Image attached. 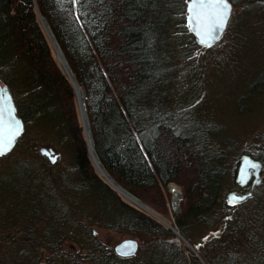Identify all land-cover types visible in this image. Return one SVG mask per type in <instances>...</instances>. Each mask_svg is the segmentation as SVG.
Listing matches in <instances>:
<instances>
[{
	"label": "trees",
	"instance_id": "1",
	"mask_svg": "<svg viewBox=\"0 0 264 264\" xmlns=\"http://www.w3.org/2000/svg\"><path fill=\"white\" fill-rule=\"evenodd\" d=\"M189 1L0 0V82L25 127L12 153L0 157V264H203L95 171L74 86L39 17L83 92L108 175L165 214L168 186L181 187L176 227L197 242L204 263L264 264V190L226 205L225 151L213 115L223 108L206 96L212 64L229 73L221 84L247 88L242 99L262 102L264 0H229V26L210 48L189 30ZM220 46L226 65L207 56ZM42 149L67 151L71 168L58 169ZM199 224L218 225V235L198 241ZM97 227L141 239L138 254L119 256Z\"/></svg>",
	"mask_w": 264,
	"mask_h": 264
},
{
	"label": "rangeland",
	"instance_id": "2",
	"mask_svg": "<svg viewBox=\"0 0 264 264\" xmlns=\"http://www.w3.org/2000/svg\"><path fill=\"white\" fill-rule=\"evenodd\" d=\"M233 13H234V7H233ZM43 19V18H42ZM41 25L42 22L40 21ZM49 27V26H48ZM43 28V26H42ZM44 29V28H43ZM45 31V30H44ZM51 31V29H50ZM46 33V31H45ZM52 33V31H51ZM47 35V33H46ZM53 35V33H52ZM48 37V35H47ZM49 39V37H48ZM50 41V40H49ZM54 58L56 59L58 65L60 68L64 71L62 68L60 61L56 55L55 49L50 41ZM213 47V46H212ZM227 54V48L220 46L219 48L215 49L213 52H209L210 55H207L209 58L214 57L215 55L218 57V63L221 65H226L227 64V56L223 57V54ZM228 55V54H227ZM230 57V56H228ZM233 57V56H231ZM234 59V57H233ZM211 60V59H210ZM236 62V61H235ZM249 62H247L248 64ZM246 66V63H245ZM213 69V71L210 69V74H211V82L209 86L207 87V101H210L214 103L213 101H216L214 99H219L220 104L222 105V108L218 112H213V115L217 119L219 123V128L215 130L214 133H216L215 136L218 137V142L221 143V148H224V153L221 157H223V163L222 165L227 168V175L225 179V203L227 205V193L232 189L233 187V172L236 166V162L238 159H240L241 155H243L246 152H251V151H259L262 147H264V91L261 92V97H262V102L258 101H248L247 99H242V96L244 95L245 90L247 88H228L226 85L223 83L221 84L220 80H224L226 77H229V73L226 71L224 72H216L217 70H214V66L211 64L209 67ZM224 75V76H223ZM239 78L243 77V73H238L237 74ZM222 78V79H221ZM252 83V82H251ZM75 89V88H74ZM232 90V92L230 91ZM76 95L77 91L75 89ZM234 92H237L236 94ZM233 93V94H231ZM220 105L218 102L216 103ZM76 105H77V110H78V116L80 123L83 128V123L81 120L80 116V111L79 107L77 104V96H76ZM84 131V129H83ZM85 134V133H84ZM88 146V145H87ZM41 147H37L36 150H39ZM48 150V149H46ZM13 149L9 152H7L5 155L0 156V157H5L12 153ZM50 151V150H49ZM17 152V151H16ZM89 152V151H88ZM19 156H32L34 153L31 151L26 153L23 151H18ZM51 155H54L57 157L56 162L58 163V169H63L66 170L69 167L71 168L70 165V155L67 151H63L62 153H56L53 151ZM47 156V155H46ZM14 157V156H12ZM48 157V156H47ZM90 160L94 166L95 171L108 183L116 192H118L121 197L132 204L134 207L140 209L141 211L145 212L146 214L150 215L152 218L163 224L165 227L168 229L172 230L175 229V231L178 232V234L174 233V238L175 240L178 241V238L181 237V241H178L181 243L182 247L185 249V255H186V248H187V255H190L191 253L193 256L197 257L199 260L202 261L203 264L204 260L202 258V254L198 250L197 247V242L193 243L191 242L186 236H184L180 230L176 227V217L180 213V202L182 200V189L178 185L172 183L168 186V191L171 194L169 197V200L167 201L166 205V214L165 213H160L157 210H154L151 206L146 205L149 207L153 213H149L148 211L144 210L143 208L137 206L136 204L130 202L127 200L120 192L115 188V186L111 185L96 169V166L89 154ZM10 160V159H9ZM5 163V162H4ZM175 185L177 188L180 189L181 191V196L179 198L177 207L174 205V194L172 193V188L171 186ZM123 189V188H122ZM264 190V186L260 189V191ZM126 191V190H125ZM259 193V192H258ZM257 193V194H258ZM258 198H261L258 196ZM230 209L226 210L225 212H230ZM219 225V220L217 221ZM221 223V222H220ZM218 225H213L209 229L206 228V226L203 225H198L196 228L195 234H198L200 237L198 241L202 242L205 241V237H210L212 235H218ZM99 238L104 241L106 244L109 246L113 247L115 249V246L119 244L120 242L126 240V239H134L137 240L140 244L139 250L143 244V241L139 238L124 235L122 233L115 232L113 230L107 229V228H95ZM179 243V244H180ZM184 245V246H183ZM69 246V245H68ZM138 250V252H139ZM138 254V253H137ZM136 254V255H137Z\"/></svg>",
	"mask_w": 264,
	"mask_h": 264
},
{
	"label": "snow or ice",
	"instance_id": "3",
	"mask_svg": "<svg viewBox=\"0 0 264 264\" xmlns=\"http://www.w3.org/2000/svg\"><path fill=\"white\" fill-rule=\"evenodd\" d=\"M76 2V0H73ZM212 8L213 16L216 18L215 27L208 33H205L207 39L204 41L211 46L209 41L219 38V34L223 31L224 26L228 22L231 13L229 0H190L189 12L193 14L189 16V22L195 20V9L197 8ZM22 126L18 120L15 119L14 108L11 105V98L6 89H0V156L5 155L15 145L16 138L19 136ZM53 163L56 162L54 155H49ZM259 167L255 162L245 160L241 168L242 182H246L250 175H254V170ZM252 170V171H250ZM239 199L233 196L230 203H238ZM207 239V237H205ZM199 247V245H198ZM122 255L134 254L135 245L131 242L121 246Z\"/></svg>",
	"mask_w": 264,
	"mask_h": 264
},
{
	"label": "water",
	"instance_id": "4",
	"mask_svg": "<svg viewBox=\"0 0 264 264\" xmlns=\"http://www.w3.org/2000/svg\"><path fill=\"white\" fill-rule=\"evenodd\" d=\"M230 2V1H229ZM189 3H190V1L188 2V5H187V11H188V17H187V21H188V27H189V30L193 33V35H194V37L196 38V42L199 44V45H201L202 47H205V48H210V47H212V46H214L216 43H218L221 39H222V37L224 36V34H225V32L227 31V28H228V26H229V23H230V20H231V18H232V15H233V5H232V3L230 2V7H231V13H230V16H229V18H228V22H227V24L224 26V28H223V31L219 34V38L218 39H215V40H210L209 41V43H210V45L211 46H208V44L207 43H205L204 41L207 39V37L205 36V33H208V32H210L214 27H215V23H216V18L213 16V9L212 8H197V9H195L194 11H195V15H196V18H195V20H193L191 23L189 22V16H191L193 13L192 12H189ZM39 20L40 21H44L45 22V24L47 25V27H48V24H47V22L44 20V19H42V17H39ZM48 29H49V31H50V28L48 27ZM51 32V31H50ZM53 38H54V36H53ZM54 40H55V38H54ZM55 42H56V40H55ZM57 43V42H56ZM57 46H58V44H57ZM59 47V46H58ZM60 49V48H59ZM61 51V50H60ZM62 53V52H61ZM63 55V54H62ZM66 61V60H65ZM67 63V62H66ZM67 66H68V64H67ZM68 69H69V72H70V75H68V77H69V79L71 80V82H72V84H73V86H74V88L77 90V88H79L80 90H81V88L77 85V83H76V80H75V78H74V76H73V74H72V72H71V70H70V68H69V66H68ZM0 89H6L7 90V92H8V95L10 96V98H11V105L13 106V108H14V115H15V119L16 120H18L19 122H20V124H21V126H22V130L20 131V134H19V136L16 138V142H15V145L17 144V142H18V140H19V138L21 137V135L24 133V130H25V127H24V123H23V121H22V119L18 116V112H17V109H16V105H15V102H14V99H13V97H12V94L10 93V91H9V89L7 88V87H5L4 85H2L1 84V82H0ZM81 92H82V90H81ZM15 145L11 148V150L15 147ZM10 150V151H11ZM9 152V151H8ZM41 152L43 153V154H45V155H47L48 157H49V155H51L52 153H53V151L52 150H46V149H42L41 150ZM56 159H57V157H55ZM51 160V159H50ZM247 160L248 161H252V162H254L253 160H251L250 158H247ZM244 161H245V159H244ZM244 161H243V163H244ZM243 163H242V165H241V167H240V170H239V180L242 182V177H241V168H242V166H243ZM257 165H259V167H257L254 171V173H258L259 171H260V169H261V163H256ZM102 166V165H101ZM103 168V167H102ZM103 170H104V168H103ZM250 171H252V170H250ZM104 172H105V174L107 175V177L114 183V185L115 186H117V187H120L109 175H108V173L104 170ZM258 175V174H257ZM251 176L252 175H250L248 178H247V180H246V182H244L243 184H246L248 181H249V179L251 178ZM258 183V181H256V184ZM121 188V187H120ZM237 198H239V197H237ZM240 200V199H239ZM172 231L174 232V233H176V234H178V232L177 231H175V229H173L172 228ZM178 241H181V237H179L178 238ZM129 242H131V243H133L134 245H135V251H134V254H131V255H122L121 254V251H120V249H121V246L122 245H125L126 243H129ZM139 246H140V244H139V242L137 241V240H134V239H126V240H124V241H122V242H120L119 244H117L116 246H115V252L119 255V256H121V257H132V256H135L137 253H138V250H139Z\"/></svg>",
	"mask_w": 264,
	"mask_h": 264
},
{
	"label": "bare ground",
	"instance_id": "5",
	"mask_svg": "<svg viewBox=\"0 0 264 264\" xmlns=\"http://www.w3.org/2000/svg\"><path fill=\"white\" fill-rule=\"evenodd\" d=\"M42 26L44 28V30L46 31L48 37H49V40L51 41L54 49H55V52H56V55L60 61V64L62 66V68L64 69V72L68 75H70V72H69V69H68V66H67V63L65 61V58L64 56L62 55L59 47L57 46V43L55 42L54 38H53V35L52 33L49 31L47 25L45 24V22L42 20ZM77 104H78V107H79V111H80V116H81V120H82V123H83V129H84V133H85V138H86V142H87V145H88V151H89V154L96 166V169L97 171L113 186L114 183L107 177V175L105 174L102 166H101V163L99 161V159L97 158V155L95 153V150H94V146H93V140H92V135H91V131H90V126H89V121H88V117H87V112H86V106H85V102H84V96H83V92H81V90L79 88H77ZM115 188L117 190H119V192L127 199L129 200L130 202L136 204L137 206L143 208L144 210L148 211L149 213H153V211L147 207L146 205H144L139 199H137L135 196H133L132 194H130L129 192L125 191L124 189L120 188V187H117L115 186ZM172 188V193L174 194V205L175 207H177V204H178V201H179V198L181 196V191L179 188H177L175 185H172L171 186Z\"/></svg>",
	"mask_w": 264,
	"mask_h": 264
},
{
	"label": "flooded vegetation",
	"instance_id": "6",
	"mask_svg": "<svg viewBox=\"0 0 264 264\" xmlns=\"http://www.w3.org/2000/svg\"><path fill=\"white\" fill-rule=\"evenodd\" d=\"M247 158H250L255 163H261V169L260 171L254 175L251 176L249 181L246 184H243L244 182H241L239 180V170L240 167ZM234 178H233V187L232 189L227 193V205L231 208L234 206H240L244 203H247L250 201L255 193L260 190L264 186V147H262L259 151H251L246 152L243 155H241L240 159L237 160L236 166L234 169ZM255 172V171H254ZM256 181L258 183L256 184ZM235 197L242 198L239 200L238 203H230L229 201Z\"/></svg>",
	"mask_w": 264,
	"mask_h": 264
}]
</instances>
